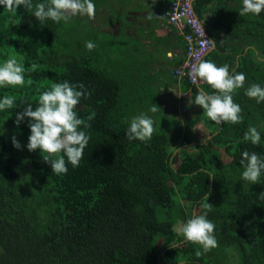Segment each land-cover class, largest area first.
Returning <instances> with one entry per match:
<instances>
[{"label": "trees", "instance_id": "1", "mask_svg": "<svg viewBox=\"0 0 264 264\" xmlns=\"http://www.w3.org/2000/svg\"><path fill=\"white\" fill-rule=\"evenodd\" d=\"M32 2V10L0 6V63L15 56L26 70L39 65L25 72L23 86L0 88V99L15 98L12 109L0 112V264H264V199L258 195L264 192V173L256 184L236 182L243 172L239 160L244 151L264 157V102L258 104L244 94L253 83L264 87V12L240 16L242 0L193 1L196 17L214 41L202 60L218 67L227 64L231 72L246 76L243 88L233 93L243 122L217 126L192 104L201 90H213L173 74L183 52L170 75L180 81L181 94L189 93L188 108L194 116L182 107L178 116L174 106L177 125L159 109L162 127L157 130L153 113L145 112L155 131L143 143L126 138L131 118L141 111L130 108L134 98L122 97L123 88L109 72L119 63V70L137 76L140 63L135 55L141 57L143 46L127 50L133 39L108 32L93 50L85 46L88 41L96 44L92 39L100 27L121 16L108 14L94 31L72 35L71 26L79 17L39 24L32 11L45 0ZM107 3L113 13L109 0H97L95 7ZM212 30H222L223 38L217 39ZM140 37L138 33L133 41ZM64 81L82 83L91 93L76 107L78 118L86 119L93 110L96 115L87 121V129L81 126L90 140L79 166L68 164L66 174L55 175L39 149L26 148L28 119L18 127L14 121L28 104L35 109L52 83ZM150 100L151 108L156 98ZM249 126L260 133L258 145L244 140ZM200 127L203 139L194 133ZM13 136L20 149L13 147ZM205 203L213 205L207 218L215 224L218 247L196 256L199 246L185 243L177 229L194 214H202Z\"/></svg>", "mask_w": 264, "mask_h": 264}, {"label": "clouds", "instance_id": "2", "mask_svg": "<svg viewBox=\"0 0 264 264\" xmlns=\"http://www.w3.org/2000/svg\"><path fill=\"white\" fill-rule=\"evenodd\" d=\"M155 3V0H152ZM242 8L239 15L247 14L259 15L264 12V0H242ZM0 6L8 11L18 9L23 6L26 9H33L32 0H0ZM96 7L93 0H45L36 3L32 16L39 24L46 20L55 23L61 21L68 22L72 17H87L89 20L95 18ZM151 20L152 15H147ZM202 31V28H201ZM214 42V41H209ZM86 48L91 51L96 45L88 41ZM22 59V57L20 58ZM38 64H32L29 69H25L22 63L13 56L0 63V88L25 84V72L35 71ZM194 82L203 81L213 91L208 94L201 90L192 104L203 109L205 117L214 122L217 126L222 123L233 125L243 122L242 109L233 100V93L243 88L246 76L244 73L231 72L229 65L217 66L210 60H199L187 73ZM29 84L31 80L27 81ZM247 97L255 99L256 103L264 102V87L257 83L251 84L244 93ZM91 93L81 84H71L68 81L52 83L50 90L44 91L38 98L37 106L33 109L31 104L24 107L23 112L16 115L14 123L19 124L27 118L30 135L26 148L29 152L39 149L44 162L50 164L51 172L55 175H64L68 171V164L73 168L79 166L83 158L84 149L87 147L90 136L86 131L90 125L87 121L95 118V111H91L86 119L78 118L76 107L81 98H87ZM15 98L5 95L0 99V112L14 107ZM157 106L154 104L149 109L155 113ZM155 131L154 121L145 113H140L130 120L126 130V138L129 141L139 140L147 143L151 140ZM244 140L250 141L253 145H258L261 140L259 131L254 126H249L244 133ZM12 145L20 149L21 145L12 137ZM243 168L240 179L250 184L259 182L261 174L264 173V157L258 156L255 152L244 151L239 160ZM260 199H264V192L258 194ZM208 196L205 197L207 201ZM205 211L199 215H193L186 222L181 223L177 229V234L183 237L185 243L198 245L200 250L195 252L196 256H201L218 247L215 237V224L207 218L208 212L213 208L210 203L204 204Z\"/></svg>", "mask_w": 264, "mask_h": 264}, {"label": "crops", "instance_id": "3", "mask_svg": "<svg viewBox=\"0 0 264 264\" xmlns=\"http://www.w3.org/2000/svg\"><path fill=\"white\" fill-rule=\"evenodd\" d=\"M142 1L143 0H125V3L121 6L123 7V15L113 20L110 24L105 23V25L100 27L102 33L108 32L113 37L124 35V37H129L134 40L137 39L138 33L142 36L140 40H131L132 44L127 45L126 49L137 51L143 46L141 56L145 55V58H147L144 60L141 69L144 70L145 68L144 73L147 75L144 76L141 72H138L137 77L131 72V76L137 77L134 80L135 83L129 89H126V94H124V89L121 93L126 96L137 95L138 97L144 95L145 97H155L156 105L159 106L160 110L165 111V113H163L165 116L175 114H172L175 110L173 108L174 106L177 109L180 108V110H177L178 116L182 112L181 107L184 110L186 108L185 111L187 115L194 116L191 112V108H188L190 105L189 93L186 92L185 94H181L180 81H175L170 75L171 66L176 63L179 57H182L183 43L179 34L165 22L161 14V10L167 2L165 0H160L161 8L157 10V12L153 14V18L149 20L146 16L152 14L150 10L143 7L141 4ZM99 12L100 14H104L103 9L99 10ZM216 37L217 39H222L223 31L217 30ZM135 54L136 52L134 55ZM135 57H137V54ZM235 64L236 58L231 62L230 67L235 66ZM155 74L157 79L152 80ZM143 77H145L144 80ZM202 82L203 81L200 83ZM137 85L141 86L140 89ZM194 133L200 135L203 133V129L200 127L194 130Z\"/></svg>", "mask_w": 264, "mask_h": 264}, {"label": "rangeland", "instance_id": "4", "mask_svg": "<svg viewBox=\"0 0 264 264\" xmlns=\"http://www.w3.org/2000/svg\"><path fill=\"white\" fill-rule=\"evenodd\" d=\"M109 1H111V5L109 4V6H111L114 9V12L113 13H111L110 10L108 9V3L105 4V5H102V6L100 5L99 7L96 6V13H95V18L94 19L89 20L87 17H83V18L79 17V19H76L75 18L76 21L71 26V29H72V32L71 33H72V35H74L75 32H85V31L92 32V31H94L96 29L95 24H97V22H99V21L105 22V19H104L103 16L106 17V15H108V14L112 15L114 13H117L118 15L122 16L123 15V7H121V6L125 3V0H109ZM96 2H97V0H93V3L94 4ZM141 4L143 5V7L145 9L150 10V13L151 14H155L157 12V10H159L161 8V1L160 0H155V3H153L152 0H143L141 2ZM219 7H220V5H219ZM100 9H103L104 10V14L103 13L98 14V12H99ZM212 34L214 36H216V31L215 30H212ZM93 36L96 37V39H94V38L92 39V40L96 41V44H95L96 46L98 45L97 43H99L100 40L106 39V34H103L101 32L95 33ZM85 45H86V43H85ZM126 45H127V42L125 44H123L122 49L123 48L125 49ZM116 47H118L119 50H120L121 49L120 43L116 44ZM118 57H120V56H118ZM146 58H145V55L144 56H141V57H138V58L135 57V60L137 59L138 62L140 63L139 64V68L136 67V69H137L136 71L137 72H140V68L143 67V63H144V60ZM101 61H102V55H101V59L99 60V62H101ZM148 66H150V65H148ZM109 72L111 73L112 77H114V78H116L118 80V82L121 85V88L124 89V94H126V89H129L135 83L134 80L138 77V76L137 77L131 76V71L130 70H128V71H126V70H119V63L113 65L112 68H110V71ZM143 75L146 76L147 74L144 73ZM144 79H145V77H143V80ZM156 79H157V76L155 74L153 76V79L152 80H156ZM38 85H36V87ZM138 86H140V85H137V87ZM122 97H131V98H134V102L132 104H130V108L136 106V110L137 111H141V113L142 112L143 113L146 112L149 115V113H148L149 112V108H150L149 105L153 104L152 100H150V97L148 99H147V97H144V98H142L140 96L137 97V95H133V96H125V95H122ZM140 99H142L143 101H142L141 104H138L139 101H140ZM178 110H180V108H178ZM153 116L157 120V122H156V124H157L156 128L158 130V129H160L162 127L161 126V124H162V121H161L162 120V114H161L159 108H157V111L155 113H153ZM164 117L170 118L169 119V123L170 122H173V123L175 122V124H177V125L180 124V121L178 120L177 117H173L172 115L171 116H164ZM173 119H174V121H173ZM200 138L203 139L204 138V135L203 134L198 135V139H200ZM238 180L243 183V180H241L240 177H238V179L236 180L237 183H238ZM231 187L232 188H235V185L232 184ZM198 210H199L198 207H194L193 208V212H198ZM156 246H158V244H156Z\"/></svg>", "mask_w": 264, "mask_h": 264}, {"label": "built area", "instance_id": "5", "mask_svg": "<svg viewBox=\"0 0 264 264\" xmlns=\"http://www.w3.org/2000/svg\"><path fill=\"white\" fill-rule=\"evenodd\" d=\"M194 0H171L162 9V16L177 34L184 40L183 61L173 69L178 78H186L189 83L197 84L189 78L187 73L210 50V39L205 32L202 21L198 19L193 10ZM202 28V31H201Z\"/></svg>", "mask_w": 264, "mask_h": 264}, {"label": "water", "instance_id": "6", "mask_svg": "<svg viewBox=\"0 0 264 264\" xmlns=\"http://www.w3.org/2000/svg\"><path fill=\"white\" fill-rule=\"evenodd\" d=\"M207 36L210 39V41H213V39L209 35H207ZM213 47H214V42H211L210 50L213 49Z\"/></svg>", "mask_w": 264, "mask_h": 264}]
</instances>
